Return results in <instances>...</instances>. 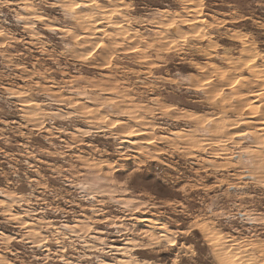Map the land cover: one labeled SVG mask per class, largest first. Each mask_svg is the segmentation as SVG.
Returning a JSON list of instances; mask_svg holds the SVG:
<instances>
[{"label":"rangeland","instance_id":"rangeland-1","mask_svg":"<svg viewBox=\"0 0 264 264\" xmlns=\"http://www.w3.org/2000/svg\"><path fill=\"white\" fill-rule=\"evenodd\" d=\"M0 264H264V0H0Z\"/></svg>","mask_w":264,"mask_h":264},{"label":"bare ground","instance_id":"bare-ground-1","mask_svg":"<svg viewBox=\"0 0 264 264\" xmlns=\"http://www.w3.org/2000/svg\"><path fill=\"white\" fill-rule=\"evenodd\" d=\"M259 119L261 120V118H259ZM247 121H248V120H247ZM249 121H251V119H250ZM259 122H260V121H259ZM259 122H256V120H255V121H253V122H249V123L246 122V123H247V124H250V123H251V125L256 126V128H258V127H257L258 125L263 124V123H260V124H259ZM261 122H262V121H261ZM259 129H260V127H259ZM257 130H258V129H257ZM258 131H259V130H258ZM221 251H222V250H221ZM221 251L219 252V256H218L219 258H218V259H222V254H223V252L221 253ZM217 254H218V253H217ZM224 255H225V257L223 256L224 259L227 258L226 254H224Z\"/></svg>","mask_w":264,"mask_h":264}]
</instances>
